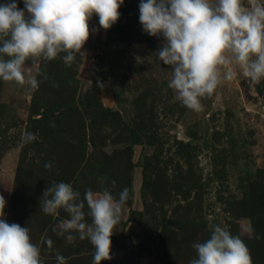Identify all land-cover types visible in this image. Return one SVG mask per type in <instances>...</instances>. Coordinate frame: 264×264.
I'll return each mask as SVG.
<instances>
[{"label":"rangeland","instance_id":"374dc122","mask_svg":"<svg viewBox=\"0 0 264 264\" xmlns=\"http://www.w3.org/2000/svg\"><path fill=\"white\" fill-rule=\"evenodd\" d=\"M16 2L24 8V0ZM140 2L124 0L109 29L93 14L81 53L71 66L65 53L41 64L48 79L37 77L38 90L0 79L3 219L29 229L44 264H57V253L67 264H92L87 239L73 245L54 231L69 215L43 213L42 193L54 182L70 183L81 199L87 189L107 187L118 197L128 188L111 236L113 258L101 264H115L119 250L141 264H189L197 258L193 245L214 225L239 236L253 264H264V78L255 83L233 66L234 78L202 99L204 112L188 109L168 87L172 70L156 55L163 37L143 30ZM114 30L128 49L118 92L98 79ZM25 131L36 139L22 143Z\"/></svg>","mask_w":264,"mask_h":264},{"label":"clouds","instance_id":"9594fccd","mask_svg":"<svg viewBox=\"0 0 264 264\" xmlns=\"http://www.w3.org/2000/svg\"><path fill=\"white\" fill-rule=\"evenodd\" d=\"M124 0H16L0 4V79L39 89L41 77L48 79L41 64L61 53L71 66L90 36L89 20L98 16L99 25L109 29L120 17ZM27 13V15H26ZM139 22L149 36L163 37L157 50L159 61L171 68L168 87L176 99L196 113L205 110L202 99L237 74L233 66L253 82L264 78V3L244 0H141ZM33 67H26V61ZM55 86V85H54ZM36 136L25 131L27 144ZM44 167L51 169L50 162ZM106 178L101 179V184ZM113 185L115 181L111 182ZM41 210L69 218L60 222L57 235L75 244L77 237L94 247L92 264L112 259L111 236L120 222L129 189L118 197L107 188L87 189L83 199L70 183L54 182L42 193ZM5 198L0 195V264H44L40 248L31 242L29 229L8 223ZM87 206V212H85ZM86 216L91 218L87 222ZM49 249L53 241L45 240ZM197 258L189 264H253L244 241L230 230L214 225L208 239L193 245ZM57 264L67 258L57 253Z\"/></svg>","mask_w":264,"mask_h":264},{"label":"water","instance_id":"95a60500","mask_svg":"<svg viewBox=\"0 0 264 264\" xmlns=\"http://www.w3.org/2000/svg\"><path fill=\"white\" fill-rule=\"evenodd\" d=\"M127 52L128 49L124 42L119 39L109 40L105 47V56L102 62L104 70L98 75V79H108L117 92L120 85L118 77L123 68ZM115 264H141V261L136 255L125 250H119Z\"/></svg>","mask_w":264,"mask_h":264},{"label":"trees","instance_id":"16d2710c","mask_svg":"<svg viewBox=\"0 0 264 264\" xmlns=\"http://www.w3.org/2000/svg\"><path fill=\"white\" fill-rule=\"evenodd\" d=\"M108 35L111 39H120V33L118 30L111 31Z\"/></svg>","mask_w":264,"mask_h":264}]
</instances>
